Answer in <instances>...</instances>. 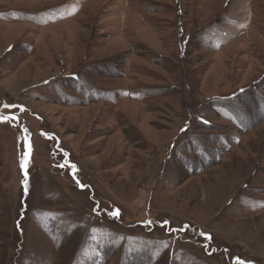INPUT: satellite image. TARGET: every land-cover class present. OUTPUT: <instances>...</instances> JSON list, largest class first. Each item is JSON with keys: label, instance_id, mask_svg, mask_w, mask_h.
Here are the masks:
<instances>
[{"label": "rangeland", "instance_id": "374dc122", "mask_svg": "<svg viewBox=\"0 0 264 264\" xmlns=\"http://www.w3.org/2000/svg\"><path fill=\"white\" fill-rule=\"evenodd\" d=\"M0 115V264H264V0H0Z\"/></svg>", "mask_w": 264, "mask_h": 264}, {"label": "snow or ice", "instance_id": "6c2138e0", "mask_svg": "<svg viewBox=\"0 0 264 264\" xmlns=\"http://www.w3.org/2000/svg\"><path fill=\"white\" fill-rule=\"evenodd\" d=\"M7 107V106H6ZM9 118L8 117H5V116H2V115H0V122H4V121H6V120H8ZM12 119H15L14 117L12 118ZM24 132L25 133H28V130L25 128L24 129ZM30 135V134H29ZM26 139H27V136L25 137ZM49 138H51V137H49ZM29 151H31V149L29 148ZM65 156H67V153H65ZM27 164H28V160L26 159V158H22V160H21V168L24 170V175H25V179L23 180V185H24V192H25V194H27V192H28V179H27ZM65 165H60V167H64ZM74 172L77 170L76 169V165H74V164H69L68 165ZM77 184H79V180H77ZM82 188L83 187H86L85 185H80ZM109 215L110 216H115L116 218H118L119 217V210L118 209H116V210H114L113 212H110L109 213ZM149 223H151V222H149ZM200 235L201 236H205V238L206 239H211V236H210V234H206V233H200ZM238 264H244V262L243 261H241V260H239V258H238Z\"/></svg>", "mask_w": 264, "mask_h": 264}, {"label": "crops", "instance_id": "0c3cea01", "mask_svg": "<svg viewBox=\"0 0 264 264\" xmlns=\"http://www.w3.org/2000/svg\"><path fill=\"white\" fill-rule=\"evenodd\" d=\"M230 216H233V217H234V215H229V217H230Z\"/></svg>", "mask_w": 264, "mask_h": 264}]
</instances>
